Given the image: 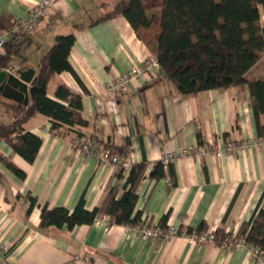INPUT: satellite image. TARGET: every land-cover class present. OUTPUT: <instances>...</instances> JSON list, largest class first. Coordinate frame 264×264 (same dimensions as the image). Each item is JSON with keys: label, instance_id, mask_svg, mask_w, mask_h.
Listing matches in <instances>:
<instances>
[{"label": "crops", "instance_id": "crops-1", "mask_svg": "<svg viewBox=\"0 0 264 264\" xmlns=\"http://www.w3.org/2000/svg\"><path fill=\"white\" fill-rule=\"evenodd\" d=\"M119 1L55 0L49 20L25 37L12 66L15 71L37 72L56 37L75 34L70 62L78 79L70 72L55 75L48 95L58 100L62 84L81 95L82 117L89 123L81 128L84 138L93 146L120 148L130 142L133 164H148L138 186L134 215L140 213L141 218L147 216L160 226L198 231L205 224V231L237 235L264 208V144L227 147L230 142L264 138L249 86L183 96L158 71L134 79L125 92L111 97L106 84L153 54L123 16L92 25ZM39 2L0 0V18L10 25L24 20ZM261 24L264 26V15ZM4 32L0 29V36ZM246 77L248 81L264 79V58ZM6 107L0 101V124L13 120ZM260 123L264 126V114ZM51 126V119L42 114L24 124L26 131L43 141L34 163L0 140V157L26 173L25 179L19 178L0 159V264H68L76 255L95 264H256L245 246L231 250L220 243L198 246L183 236L167 242L144 241L127 236L125 225L110 220L73 230L41 229L43 207L73 211L84 197L86 208L92 211L103 203L111 186L117 187L120 197L130 173L118 178L116 167L73 148L76 128L59 135ZM201 145L210 149L206 155L179 157L171 164L173 175L166 169L165 178L150 177L164 155ZM31 198L37 204L29 212ZM2 246H9V253L3 254Z\"/></svg>", "mask_w": 264, "mask_h": 264}, {"label": "trees", "instance_id": "trees-1", "mask_svg": "<svg viewBox=\"0 0 264 264\" xmlns=\"http://www.w3.org/2000/svg\"><path fill=\"white\" fill-rule=\"evenodd\" d=\"M263 15L264 0H121L92 25L125 17L139 39L156 56L165 77L183 96L248 85L257 124L262 131L264 126L260 123V115L264 114V79L248 81L246 76L264 56ZM13 28L14 23L10 25L6 18H0V29L5 30L4 33ZM75 41V34L56 37L51 50L40 60L29 89L27 106L0 96V101L7 105L13 117L11 122L0 124V140L9 143L13 151L29 163L35 162L43 145L39 136L24 128L33 116L42 114L49 117L53 132H68L76 128L79 138L84 137L81 128L89 125L82 117L81 95L64 84L57 90L58 100L48 95L50 81L55 75L70 72L78 79L70 62ZM22 42L10 40L5 44V53L0 54V70L12 65ZM100 147L120 157H128L130 153V142L120 148L109 144ZM0 159L19 178H26V173L9 159ZM147 168L146 162L133 164L123 194L118 197L117 187L111 186L103 203L92 211L86 208L84 197L73 211L64 207H43L40 228L66 227L73 230L93 224L99 214L108 215L115 225L137 223L141 219L140 213L134 215L139 199L137 190ZM166 169L173 175L172 166L165 168L159 161L150 177L155 180L165 178ZM124 176L122 171H118V178ZM36 204L37 200L31 198L29 212ZM205 230V224L198 228L199 232ZM227 235L230 234L217 231L219 239ZM237 237L244 238L246 243L264 252V208H259L252 219L242 225Z\"/></svg>", "mask_w": 264, "mask_h": 264}, {"label": "built area", "instance_id": "built-area-1", "mask_svg": "<svg viewBox=\"0 0 264 264\" xmlns=\"http://www.w3.org/2000/svg\"><path fill=\"white\" fill-rule=\"evenodd\" d=\"M55 5V0H40V2L30 10L28 17L24 20H17L14 22V28L12 31L4 33L0 36V52L4 50L5 44L10 40H15L16 42H22L27 35H29L33 30L37 28L39 23L42 21H48L50 18L51 10ZM264 58V56H263ZM9 74L15 72V68L10 65L8 68L4 69ZM158 71H161L160 64L154 54H149L147 58L141 65L135 66L131 69L128 74L118 76L114 80L108 82L105 86L106 92L111 97H117L127 90L129 83L134 79L144 75H152ZM54 133L61 135L59 132ZM253 144L259 145L264 144V138L262 140L252 141H240L238 143L230 142L227 147L230 150L236 148H249ZM73 148L82 151L87 156H92L97 158L101 163L111 165L116 167L118 171H122L124 175H127L132 169L133 162L131 158L120 157L115 155L109 149H104L100 146H93L86 138H79L78 136L72 142ZM210 149L204 145L196 148H183L179 152H171L162 157L160 160L165 168H168L173 164L179 157L193 156L196 158H201L206 155ZM153 166L152 171L154 170ZM151 171V172H152ZM170 182V179L168 178ZM110 218L106 214H99L95 222H107ZM125 231L127 236H135L141 240L148 241H160L167 242L170 239L183 236L188 238L192 244L202 246L207 243H220L223 248L233 249L241 246L247 247L255 260L256 264H264V252L260 248L255 247L251 244L246 243L244 238H238L237 235H227L225 238L219 239L217 236V231L207 230L204 232H198L192 230H181L173 225L160 226L157 224H152L149 217L145 216L141 218L137 223L125 225ZM230 234V233H226ZM10 251L9 246H2L3 254H7ZM4 264V263H2ZM68 264H95L90 258L82 257L76 255L75 258Z\"/></svg>", "mask_w": 264, "mask_h": 264}, {"label": "water", "instance_id": "water-1", "mask_svg": "<svg viewBox=\"0 0 264 264\" xmlns=\"http://www.w3.org/2000/svg\"><path fill=\"white\" fill-rule=\"evenodd\" d=\"M36 70H17L9 74L0 70V96L4 99L27 106L29 104V89Z\"/></svg>", "mask_w": 264, "mask_h": 264}, {"label": "rangeland", "instance_id": "rangeland-1", "mask_svg": "<svg viewBox=\"0 0 264 264\" xmlns=\"http://www.w3.org/2000/svg\"><path fill=\"white\" fill-rule=\"evenodd\" d=\"M102 14H104V13H102Z\"/></svg>", "mask_w": 264, "mask_h": 264}]
</instances>
